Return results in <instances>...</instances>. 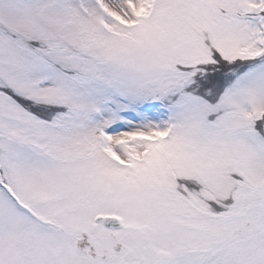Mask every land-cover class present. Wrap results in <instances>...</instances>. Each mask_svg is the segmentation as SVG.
<instances>
[{"label": "snow or ice", "instance_id": "6c2138e0", "mask_svg": "<svg viewBox=\"0 0 264 264\" xmlns=\"http://www.w3.org/2000/svg\"><path fill=\"white\" fill-rule=\"evenodd\" d=\"M0 264H264V0H0Z\"/></svg>", "mask_w": 264, "mask_h": 264}]
</instances>
